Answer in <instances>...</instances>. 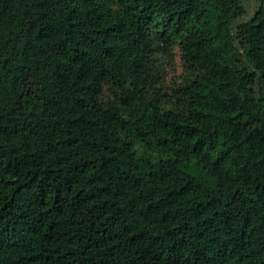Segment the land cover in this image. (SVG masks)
Returning a JSON list of instances; mask_svg holds the SVG:
<instances>
[{"label": "trees", "instance_id": "16d2710c", "mask_svg": "<svg viewBox=\"0 0 264 264\" xmlns=\"http://www.w3.org/2000/svg\"><path fill=\"white\" fill-rule=\"evenodd\" d=\"M244 3L0 0V264H264Z\"/></svg>", "mask_w": 264, "mask_h": 264}, {"label": "rangeland", "instance_id": "374dc122", "mask_svg": "<svg viewBox=\"0 0 264 264\" xmlns=\"http://www.w3.org/2000/svg\"><path fill=\"white\" fill-rule=\"evenodd\" d=\"M257 0H245L244 6L248 12V15L252 14L256 9ZM173 67H167V82L175 83L180 80V75L183 74L184 68L182 66L179 50H176V60Z\"/></svg>", "mask_w": 264, "mask_h": 264}]
</instances>
